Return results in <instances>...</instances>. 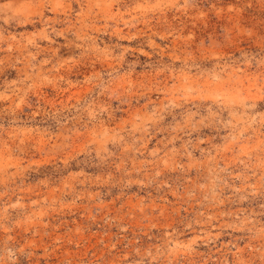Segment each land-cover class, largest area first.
Segmentation results:
<instances>
[{"label":"rangeland","instance_id":"374dc122","mask_svg":"<svg viewBox=\"0 0 264 264\" xmlns=\"http://www.w3.org/2000/svg\"><path fill=\"white\" fill-rule=\"evenodd\" d=\"M0 264H264V0H0Z\"/></svg>","mask_w":264,"mask_h":264}]
</instances>
